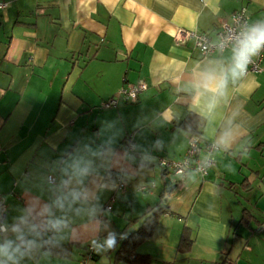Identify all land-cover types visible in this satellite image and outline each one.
Wrapping results in <instances>:
<instances>
[{"label":"crops","instance_id":"crops-1","mask_svg":"<svg viewBox=\"0 0 264 264\" xmlns=\"http://www.w3.org/2000/svg\"><path fill=\"white\" fill-rule=\"evenodd\" d=\"M1 1L0 195L7 212L0 223L27 212L41 226L40 247L22 264H79L89 246L86 264H141L119 259L117 250L159 207L149 236L134 248L148 264H264V70L229 75L220 95L198 91L205 70L230 66L232 50L202 54L193 38L174 39L183 28L214 42L218 24L241 7L250 25L264 22V0ZM137 81L147 88L136 100L102 105ZM192 132L215 146L207 174L164 171L159 158H182ZM76 158L93 164L83 180L86 198L73 210H54L66 226L47 231L38 209L67 190ZM166 176L175 184L170 192ZM109 233L117 234L111 249ZM182 233L190 240L184 251Z\"/></svg>","mask_w":264,"mask_h":264},{"label":"clouds","instance_id":"clouds-1","mask_svg":"<svg viewBox=\"0 0 264 264\" xmlns=\"http://www.w3.org/2000/svg\"><path fill=\"white\" fill-rule=\"evenodd\" d=\"M264 50V22L256 23L245 28L236 38L232 48L231 64L227 69L219 71L207 69L195 85L197 90L214 91L217 95L223 93L229 75L233 78L244 74L252 58ZM213 104H209L211 110ZM93 171L91 161L83 158L74 159L67 168V190L56 200L49 204L42 205L38 212L45 220L44 228L50 232H58L66 226L64 216L55 217L54 210L61 212L70 211L74 206L80 204L86 194L83 189V180ZM41 226L32 221L31 215L27 212L17 217L12 224L0 223V264H22V261L29 257L40 247ZM116 233H109L105 237L109 249L116 245ZM123 239V236H121Z\"/></svg>","mask_w":264,"mask_h":264},{"label":"built area","instance_id":"built-area-1","mask_svg":"<svg viewBox=\"0 0 264 264\" xmlns=\"http://www.w3.org/2000/svg\"><path fill=\"white\" fill-rule=\"evenodd\" d=\"M6 6L4 1L0 0V10H3ZM248 26L249 15L247 14L244 7L234 10L230 14L229 21H221L217 28V39L216 41H211L209 37L202 32H195L191 30H186L183 28H177L174 33L175 42L178 44H184L187 39L193 38L194 47L197 48L202 54L212 52L214 50H224L231 49L234 46L235 38ZM262 61H264V50H262L257 56L253 57L251 62L247 66V70L244 74L253 72H261L264 70L262 66ZM147 88V84L144 81H137L135 83H124L121 85L115 96L107 98L103 102L104 107L116 106L119 100L123 101H134L136 100L140 93ZM123 147L125 151H130L133 148L132 135L128 134L123 139ZM215 148L213 143H202L201 139L197 135H190L188 137L187 149L179 160H170L165 157H160L158 160L159 165L167 172H172L176 175H183L185 171L189 168L197 170L201 175H206L208 168L213 164V159L211 153ZM205 153L204 158H199L200 152ZM48 181L53 182L52 175H48ZM116 187L123 189L125 186L124 181H122L121 176L117 175L115 178ZM142 188V187H141ZM110 209V205L106 206ZM7 205L4 198L0 195V222L6 217ZM88 249H92L91 246ZM90 258V254L87 253L86 258L82 259V263L86 262V259Z\"/></svg>","mask_w":264,"mask_h":264},{"label":"trees","instance_id":"trees-1","mask_svg":"<svg viewBox=\"0 0 264 264\" xmlns=\"http://www.w3.org/2000/svg\"><path fill=\"white\" fill-rule=\"evenodd\" d=\"M190 135H197V134H196V132H192ZM164 171H166V170H164ZM48 175H47V181H48ZM117 175H118L117 173H114L113 174L114 178H116ZM48 182L50 183V181H48ZM161 209L162 208L159 207V208H156L154 210V212L152 211L150 216H148L146 218L145 223H143L137 230L131 232L129 235H127L124 238V240L121 244V247L117 250V257L119 259L126 261V262H131V263L148 264L149 261L147 259V256L137 255L134 252V248L140 241H142L143 239H145L146 237L149 236L154 221L153 220L148 221V220L153 215H155V213L160 212ZM189 242H190L189 238H187V236L184 233H182L181 238H180V248L183 251L187 249ZM86 253L90 254V258L93 257L92 249L87 248ZM81 262H82V260H81ZM84 264H86V262Z\"/></svg>","mask_w":264,"mask_h":264},{"label":"water","instance_id":"water-1","mask_svg":"<svg viewBox=\"0 0 264 264\" xmlns=\"http://www.w3.org/2000/svg\"><path fill=\"white\" fill-rule=\"evenodd\" d=\"M164 185L166 192H170L175 187V184H172V180L168 176H166L164 179Z\"/></svg>","mask_w":264,"mask_h":264},{"label":"rangeland","instance_id":"rangeland-1","mask_svg":"<svg viewBox=\"0 0 264 264\" xmlns=\"http://www.w3.org/2000/svg\"><path fill=\"white\" fill-rule=\"evenodd\" d=\"M79 264H83L81 261H79Z\"/></svg>","mask_w":264,"mask_h":264}]
</instances>
